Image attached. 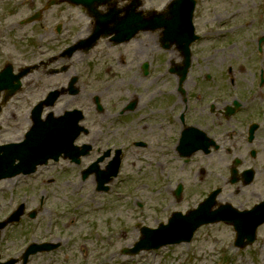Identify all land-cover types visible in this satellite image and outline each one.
Segmentation results:
<instances>
[{
  "label": "flooded vegetation",
  "instance_id": "af4514ba",
  "mask_svg": "<svg viewBox=\"0 0 264 264\" xmlns=\"http://www.w3.org/2000/svg\"><path fill=\"white\" fill-rule=\"evenodd\" d=\"M133 1L113 0L103 11L124 15ZM141 1L136 12L143 19L172 25L141 30L127 42H87L69 56L67 49L94 28L86 10L64 0H0V71L8 64L14 74L32 67L21 89L31 97H46L76 77V94L66 99L83 110L87 131L76 140V162L65 160L60 173L97 179L100 172L136 173L148 165L160 192L175 196L180 184L184 193L227 189L223 202L252 209L264 201V0L231 12L232 25L220 27L217 41L195 18L192 42L184 16L168 9L172 0L156 10ZM77 13L88 20L83 36ZM218 16L228 24L227 11ZM26 19L33 21L22 24ZM16 116H0V139Z\"/></svg>",
  "mask_w": 264,
  "mask_h": 264
},
{
  "label": "rangeland",
  "instance_id": "374dc122",
  "mask_svg": "<svg viewBox=\"0 0 264 264\" xmlns=\"http://www.w3.org/2000/svg\"><path fill=\"white\" fill-rule=\"evenodd\" d=\"M246 2L203 0L201 14L204 15V25L218 21V14L224 8L250 9L249 6L243 7ZM69 11L74 12L72 9ZM17 12L16 18L27 14L25 9ZM87 22L81 13L76 14L75 25L82 32L80 36L85 34ZM75 39L76 32L70 41ZM73 64L76 68V57ZM37 95V92L32 93L33 99ZM26 104V100L17 98L11 100L5 109H25ZM20 121L22 129H27L29 120L22 119L20 115L17 122ZM19 131L17 127L8 135L13 138ZM126 170L124 176L116 179L107 191H98L91 178L85 181L76 178V171L65 173L64 179L51 184L43 183V178L53 175L51 171L45 176L38 173L2 181L1 218L18 203L26 201L31 210L44 199L43 209H38L35 219L25 216L19 226L5 232L3 257H9L8 254L17 247L20 249L30 241L58 239L61 246L57 250L32 256L30 264H264V227L260 229L259 240L245 249L235 247L232 227L214 224L201 228L190 243L167 245L135 255L125 253L134 247L135 244L129 246V243L135 235L140 240L142 227L156 228L160 223H166L173 212L184 213L192 205L191 199H197L206 192V189L198 194L186 190L185 196L177 200L169 191H158L159 181L153 177L152 166L145 165L141 172L136 173Z\"/></svg>",
  "mask_w": 264,
  "mask_h": 264
},
{
  "label": "water",
  "instance_id": "95a60500",
  "mask_svg": "<svg viewBox=\"0 0 264 264\" xmlns=\"http://www.w3.org/2000/svg\"><path fill=\"white\" fill-rule=\"evenodd\" d=\"M5 87V84H0V89ZM78 117L71 113L60 117H49L47 121H36L35 125L29 132L27 139L20 144H10L0 147V180L6 177H11L19 173H30L35 170V167L49 158H57L62 152H68L73 147V141L80 133V128L76 126ZM17 161H19L17 163ZM211 201V200H210ZM210 203L204 204L200 209H207ZM199 211V210H198ZM21 211H17L11 217V221L18 220ZM220 218L231 220L228 214L221 217H214L211 219L199 220L198 223L192 225V216H181L180 213H175L170 220L169 225H162L157 230L145 228L144 238L135 248V251L141 249L158 248L168 243H176L182 240H190L193 232L201 223H208L210 221H218ZM250 227L248 232L249 242L254 239L256 229ZM2 226V225H0ZM237 229L241 234L248 228L243 224H237ZM42 247L33 246L32 252Z\"/></svg>",
  "mask_w": 264,
  "mask_h": 264
},
{
  "label": "bare ground",
  "instance_id": "6f19581e",
  "mask_svg": "<svg viewBox=\"0 0 264 264\" xmlns=\"http://www.w3.org/2000/svg\"><path fill=\"white\" fill-rule=\"evenodd\" d=\"M95 183V180H94ZM138 238H136V235L134 236L133 241H131V243H129V246H131L132 244H135V242L137 241Z\"/></svg>",
  "mask_w": 264,
  "mask_h": 264
}]
</instances>
